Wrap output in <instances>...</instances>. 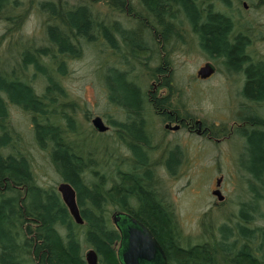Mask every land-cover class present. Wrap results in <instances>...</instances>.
<instances>
[{"label":"trees","instance_id":"16d2710c","mask_svg":"<svg viewBox=\"0 0 264 264\" xmlns=\"http://www.w3.org/2000/svg\"><path fill=\"white\" fill-rule=\"evenodd\" d=\"M4 1L0 0V10ZM216 1L230 6L228 0H140L141 7L137 11L129 0H82L77 11L62 16L68 24L67 29L53 28L49 32L56 42L55 50L50 49L49 56L56 62L64 63L67 57L81 54L77 52L80 33L87 34L89 41L106 53L107 58L126 68L113 71L109 76L112 97L126 106L130 116L121 133L134 153L122 164L101 152L99 147L90 148L78 142L54 120L42 119L37 123L39 139L42 142L51 139L54 143L52 162L56 171L77 190L85 220L79 224L60 192L37 185L32 161L23 144H19L11 128L0 122V187L14 196L0 200V238L3 243L0 264L31 261L32 264H89L85 256L89 247L98 252V264H121L116 244L121 236L112 220V214L117 210L132 213L152 229L167 252L168 264H264V116L258 113L257 107L254 110L252 106L243 105L238 119L247 123L236 133L248 141V156L251 151L256 159L254 166L247 163V168L236 158L235 161L245 172L250 174L251 171L260 185H250L248 179L246 188L250 196L241 202L236 221L219 224L214 216V220L207 217L201 233L205 240L195 244L189 238L187 245H183L181 237L184 233L179 228L171 202L161 190L163 177H160L161 170L176 174L183 149L173 148L170 152L169 147L164 153L165 158H155L157 151L153 138L158 133L153 127L149 129L147 118L142 121L143 107L162 120L163 116L157 110L165 107L161 102L165 99L152 100L151 96L156 97V93L144 91L131 75L140 66L141 71L148 70L151 79L162 81L161 86L169 87L173 94L179 92L175 70L170 68V55L179 43L184 44L185 29L192 32L198 47L209 58L214 62L222 60L228 73L243 74L241 91L246 99L255 105L263 104L264 60H257L248 52L252 44L250 36L237 29L234 16L217 8ZM97 2H105L114 10L128 13L137 22V27L130 29L121 22L108 23L93 10ZM142 51L147 52L146 58L140 54ZM48 52L49 49L43 50L40 55ZM24 61L40 67L34 54L24 52ZM149 61H156L158 65L150 66ZM41 70L46 71L42 67ZM25 71L24 67V75ZM24 75L9 76V79L0 76V87L13 100L38 109L42 100L23 79ZM150 87H153L152 83ZM185 97L184 92V107H188ZM166 105L180 111L173 101ZM4 111L0 97V112ZM188 116L195 118L193 114ZM211 126L215 135L229 132L224 126L218 130L216 124ZM10 230L31 236L30 261L21 258L20 248L24 245L16 243Z\"/></svg>","mask_w":264,"mask_h":264},{"label":"rangeland","instance_id":"374dc122","mask_svg":"<svg viewBox=\"0 0 264 264\" xmlns=\"http://www.w3.org/2000/svg\"><path fill=\"white\" fill-rule=\"evenodd\" d=\"M81 1L5 0L0 10V76H6L7 79L9 76L19 77L24 75L22 71L25 67L23 79L31 84L34 94L42 100L38 109L26 107L9 97L6 90L0 87V97L5 107V111L0 112V122L11 128L19 139V144H23L32 161L37 185L41 188H55L57 191L59 183L64 179L52 162L53 141L48 139L42 142L38 137L37 123L42 119L54 120L70 136L77 138L78 142L90 148L99 147L101 152L112 156L116 161L122 164L126 162L123 156L127 151L120 148L107 134L97 130L92 121L97 115L110 124L122 118H130L126 111H122L119 101L112 97L109 76L113 71L126 68L107 58L106 53L103 54L89 41L87 34L78 33L81 43L77 52L80 55L67 57L64 63L56 62L49 56L56 44L49 32L53 28L66 30L68 24L62 16L77 11L81 7ZM243 1L228 0L229 7L224 2L216 1V6L234 16L237 29L250 36L252 44L248 52L257 60H264V0H246L248 8L244 7ZM129 4L137 11L140 10V0H129ZM93 10L108 23L121 22L130 29L137 27V22L128 13L114 10L105 2H97L93 5ZM52 15L56 17H51ZM48 49L46 55H40L43 50ZM24 52L37 56L40 67L34 62L26 63ZM140 54L143 58L148 56L144 51ZM170 60V68L175 70L174 77L176 83H179V92L173 94L170 88H161L157 94L163 97L170 94L168 102L173 101L184 118L190 117V114L195 115V130H166L164 122L160 123L161 119L147 109L146 118L158 133L156 137L153 136L157 151L155 158H165L164 153L169 147L179 146L183 149L176 174L171 175L161 170V190L174 208L179 228L184 233L181 237L183 245H187L189 238L196 244L205 240L201 233L207 217L213 219L214 216L219 224L237 220L235 217L241 202L250 196L246 188L248 179L250 185H260L251 171L250 174L245 172L235 161L236 158L242 167L247 168V163L248 166H254L256 156L251 151L248 156V141L237 135L235 137L234 131L246 124L238 119L243 105L252 106L254 110L257 107L258 113L264 116V103L255 105L243 96V74L228 73L222 60L215 62L218 70L213 77L201 80L197 75L199 68L212 59L198 47L192 32L188 33L184 29V44L179 43V47L171 53ZM149 65L156 67L158 63L149 61ZM41 67L46 71L41 70ZM131 75L148 93H153L154 89L161 86L159 81L150 78L148 70L141 71L140 66ZM151 83L153 87H150ZM184 92L188 107H184ZM197 120L206 122L211 129L213 124H216V130L224 126L229 132L216 140L215 137L207 136L205 131L199 132ZM116 124L112 125L113 129L117 128ZM201 129L205 130V124ZM246 153L247 158H244ZM219 178H222L224 200H219L213 193L218 188ZM5 193L0 187L1 201L14 197L13 194ZM26 218L29 219L30 216L27 215ZM10 232L16 243L24 245L20 248L21 258L30 261V246L33 242L31 236L15 230ZM2 245L0 238V255L3 252ZM26 264H32V261Z\"/></svg>","mask_w":264,"mask_h":264},{"label":"water","instance_id":"95a60500","mask_svg":"<svg viewBox=\"0 0 264 264\" xmlns=\"http://www.w3.org/2000/svg\"><path fill=\"white\" fill-rule=\"evenodd\" d=\"M215 63L208 61L201 66L197 75L201 78H208L216 72ZM94 126L99 131L108 128L103 118L99 115L93 118ZM222 179H218V188L213 193L219 200H224V194L220 187ZM58 191L69 209V212L79 224L85 222L78 202L77 190L69 181H61ZM112 220L121 232V245L117 249L121 264H168V255L162 243L152 229L132 213L115 211ZM89 264H98L99 255L95 248H89L85 253Z\"/></svg>","mask_w":264,"mask_h":264},{"label":"flooded vegetation","instance_id":"af4514ba","mask_svg":"<svg viewBox=\"0 0 264 264\" xmlns=\"http://www.w3.org/2000/svg\"><path fill=\"white\" fill-rule=\"evenodd\" d=\"M243 5H244V7L245 8H248L249 7V4H248V2L246 1V0H244L243 1ZM209 61H211V62H213V63H215L213 60H209ZM208 62V61H207ZM217 70H218V68H216V72L213 74V75H211L210 77H208V78H201V77H199L201 80H208V79H210L211 77H213L216 73H217ZM163 73L162 74H160V77L163 79ZM160 82V84H162L163 82L162 81H159ZM163 89V88H169V87H167V86H160V87H158V89H154L153 90V93H156V97H153V95L151 96V98H152V100H154L155 99V101H159V99L161 100V99H165V101H161L163 104H164V106L165 107H160V108H158V112L163 116L162 118V120H161V123H162V121L164 122V127H165V129L166 130H171V131H174V132H184V130H189V131H193V130H195L194 129V122H193V118H184V114H182V113H180L179 111H176V110H172L170 107H169V105H166L167 103L168 104H170L169 102H168V97H169V95L170 94H167V96H161L160 94H157V91L159 90V89ZM161 103V104H162ZM160 104V105H161ZM162 104V105H163ZM119 105H120V107L122 108V111L124 112V111H126V113L128 114V111H127V108H126V106L125 105H123V104H121V103H119ZM167 112V115L165 114ZM146 107L144 106L143 107V116H142V121H145L146 119ZM104 119V122L106 123V125L108 126V128L106 129V130H104V131H100L102 134H107L108 136H109V138L110 139H112L113 141H115L119 146H120V148H122L125 152L127 151V153H126V155L125 156H123V159H125V161L126 162H128L129 161V159L133 156V149L129 146V144H127V142H126V140L124 139V137H123V133H121V131L122 132H124L125 131V124L127 123V120L125 119H121V120H116V121H113V122H111V124L110 123H108L106 120H105V118H103ZM116 122L118 123V126H117V128L116 129H113V127H112V125H115L116 124ZM149 122V121H148ZM147 122V124H148V127H149V129L151 128V125L149 124ZM245 123H247V122H245ZM196 124H198V126H199V132H203V131H205V134L207 135V136H210V137H215V139L216 140H220L221 138H219V135H215L214 134V131L210 128V127H208V125H206L205 124V122L204 121H198L197 120V122H196ZM205 124V130H202L201 128H202V126ZM240 127H238V129H239ZM152 129V128H151ZM98 130V129H97ZM207 130H208V133H207ZM152 131V133H153V130H151ZM165 131V130H164ZM238 132V130H236V131H234V134L236 135V133ZM114 135L116 136V137H114ZM222 135H224V134H222ZM153 136H154V133H153ZM114 137V138H113ZM218 137V138H217ZM177 147H179V146H176V147H174V148H176V149H178ZM180 148V147H179ZM170 152L173 150V147H170ZM181 149V148H180ZM125 162V163H126ZM222 179V178H221ZM217 182H218V180H217ZM218 185V184H217ZM221 185H222V182H221ZM221 185H220V187H221ZM222 189V188H221ZM119 211H124V212H128V211H125V210H119ZM128 213H130V212H128ZM137 217V216H136ZM140 219V218H139ZM141 220V219H140ZM142 221V220H141ZM113 223H114V220H113ZM114 225L116 226V224L114 223ZM117 227V226H116ZM118 229V228H117ZM118 231H119V229H118ZM120 232V231H119ZM120 236H121V232H120ZM121 243V237H120V240L116 243L117 244V249L120 247V244Z\"/></svg>","mask_w":264,"mask_h":264}]
</instances>
